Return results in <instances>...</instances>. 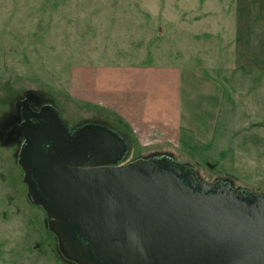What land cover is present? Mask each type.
<instances>
[{
    "label": "rangeland",
    "instance_id": "374dc122",
    "mask_svg": "<svg viewBox=\"0 0 264 264\" xmlns=\"http://www.w3.org/2000/svg\"><path fill=\"white\" fill-rule=\"evenodd\" d=\"M138 64L174 70L175 89L182 74L186 134L177 148L131 144L128 161L170 154L202 181L264 195V0H0V264H62L45 212L27 200L19 146L1 141L17 101L52 103L70 130L120 133L78 96L88 71Z\"/></svg>",
    "mask_w": 264,
    "mask_h": 264
},
{
    "label": "water",
    "instance_id": "95a60500",
    "mask_svg": "<svg viewBox=\"0 0 264 264\" xmlns=\"http://www.w3.org/2000/svg\"><path fill=\"white\" fill-rule=\"evenodd\" d=\"M17 109L1 141L19 146L27 200L67 263L264 264V195L202 181L170 154L128 161L121 132L70 130L52 103Z\"/></svg>",
    "mask_w": 264,
    "mask_h": 264
},
{
    "label": "crops",
    "instance_id": "0c3cea01",
    "mask_svg": "<svg viewBox=\"0 0 264 264\" xmlns=\"http://www.w3.org/2000/svg\"><path fill=\"white\" fill-rule=\"evenodd\" d=\"M173 72L167 66L139 64L110 71L92 69L85 75L84 96L79 94L78 99L118 121L125 129L120 132L133 145L177 148L186 132L179 124L182 74L176 77L175 89Z\"/></svg>",
    "mask_w": 264,
    "mask_h": 264
},
{
    "label": "flooded vegetation",
    "instance_id": "af4514ba",
    "mask_svg": "<svg viewBox=\"0 0 264 264\" xmlns=\"http://www.w3.org/2000/svg\"><path fill=\"white\" fill-rule=\"evenodd\" d=\"M31 99V107L34 109V110H38L39 107L45 103H47L46 101L45 102H41L37 97H29ZM18 116V109H17V103H16V106H15V113H14V116L5 123V125L10 122L11 120L15 119L16 117ZM1 128V136H3V128L4 126Z\"/></svg>",
    "mask_w": 264,
    "mask_h": 264
},
{
    "label": "trees",
    "instance_id": "16d2710c",
    "mask_svg": "<svg viewBox=\"0 0 264 264\" xmlns=\"http://www.w3.org/2000/svg\"><path fill=\"white\" fill-rule=\"evenodd\" d=\"M122 133V132H121ZM123 134V133H122ZM124 135V134H123ZM56 253H57V256H58V261L59 262H61L62 264H69V263H67L60 255H59V253H58V251H57V243H56Z\"/></svg>",
    "mask_w": 264,
    "mask_h": 264
}]
</instances>
